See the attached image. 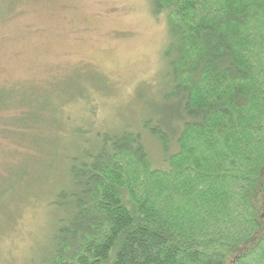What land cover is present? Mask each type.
Masks as SVG:
<instances>
[{
	"label": "trees",
	"instance_id": "obj_1",
	"mask_svg": "<svg viewBox=\"0 0 264 264\" xmlns=\"http://www.w3.org/2000/svg\"><path fill=\"white\" fill-rule=\"evenodd\" d=\"M150 2L161 105L140 131L78 129L42 263L264 264V0Z\"/></svg>",
	"mask_w": 264,
	"mask_h": 264
},
{
	"label": "rangeland",
	"instance_id": "obj_2",
	"mask_svg": "<svg viewBox=\"0 0 264 264\" xmlns=\"http://www.w3.org/2000/svg\"><path fill=\"white\" fill-rule=\"evenodd\" d=\"M168 40L150 0H0V264H43L79 137L157 113Z\"/></svg>",
	"mask_w": 264,
	"mask_h": 264
}]
</instances>
